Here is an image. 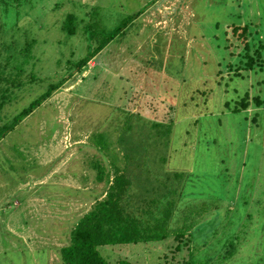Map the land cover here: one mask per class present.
<instances>
[{"label": "rangeland", "instance_id": "1", "mask_svg": "<svg viewBox=\"0 0 264 264\" xmlns=\"http://www.w3.org/2000/svg\"><path fill=\"white\" fill-rule=\"evenodd\" d=\"M68 14L76 17L74 36L61 30ZM245 25L252 44L264 43V0L0 5V264H63L57 249L90 209L93 199L86 197L100 191L102 151L109 150L114 165L124 164L129 144L118 142L124 131L151 134L144 146L170 135V150L153 155L160 172L190 175L176 229L186 228L195 264L202 253H219L210 264H264L258 258L264 257L258 255L264 254V108L232 112L261 81L264 100V69L231 74L239 62L233 54L241 52L232 29ZM50 85L57 89L22 119ZM19 227L20 235L9 232ZM231 231L239 240L230 239ZM220 235L226 245L215 249ZM173 243L169 238L152 250L162 254ZM232 244L233 258H223ZM115 249H100L112 264L120 256L157 264L150 246Z\"/></svg>", "mask_w": 264, "mask_h": 264}, {"label": "trees", "instance_id": "2", "mask_svg": "<svg viewBox=\"0 0 264 264\" xmlns=\"http://www.w3.org/2000/svg\"><path fill=\"white\" fill-rule=\"evenodd\" d=\"M25 2H29V0H0V5L6 10L10 7L21 9ZM140 14L138 13L135 17ZM75 24L76 17L68 14L62 23L61 30L74 36L76 34ZM232 32L239 42L235 47L241 49V52L233 54L239 58V62L235 70H231V74L241 76L240 71L255 72L256 74L262 72L264 69V43L252 44L254 36L247 25L241 29L240 27L233 28ZM253 33H256L255 30ZM103 48L104 46L99 47L97 53ZM93 57L90 55L80 61L79 69L88 65ZM258 84L259 82L254 92L252 86L251 91L244 94L242 99L234 105L232 112L237 113L249 109L257 112L264 108V100L258 94L260 92V84ZM56 89V85H50L49 90L23 112L22 119L30 115ZM20 121L17 119L14 124ZM252 121L255 122L256 117H253ZM127 133L122 132L118 139L120 144H129L121 155L124 159L122 166L116 163L115 166L110 161L109 150L102 151V162L106 163V167L96 165V169H98L96 180L97 187H99L97 189L100 191L95 197H86V200L93 199L90 209L76 224L73 223L68 228L70 234L69 241H66L67 245L57 249L59 262L61 261L63 264H112L108 258L102 255L101 248L111 247L116 250L115 247L144 245L145 247L150 246L157 264H195L194 260L189 258V255L194 253L195 247L191 250V240L186 228L176 229L180 227L178 221L184 206L183 194H185L186 181L189 180L190 175L169 171L168 168L160 172L157 168L159 166H156L158 159L155 155L159 149L163 148L164 152L170 150L168 147L170 135L166 132L154 140V145L144 146V142L150 141L151 134L138 135L137 137L124 136ZM141 133L143 132L141 131ZM166 163L161 162L164 167H166ZM105 168L109 171V180L107 187L103 189V186L100 187V185L104 181ZM110 170H113V175H110ZM92 189L93 187H88L85 192L88 193ZM228 225L234 226V223H228ZM235 235L237 233L231 231L230 239L232 241L239 240L237 237H233ZM169 238H172L174 243L169 247L168 252L157 254L152 250L153 245L165 242ZM226 241V235H220V239L213 247L215 249L225 247ZM206 247L205 245L203 249ZM233 249L232 244L226 250L223 258H233ZM218 254L211 253L209 256L202 253L197 256L196 264H210V257L214 260ZM258 255L264 256L261 253ZM120 258L113 264H131L123 260L124 257L120 256ZM258 258L264 260L262 256H258ZM252 262L249 261L246 264ZM257 263L259 264V261Z\"/></svg>", "mask_w": 264, "mask_h": 264}, {"label": "crops", "instance_id": "3", "mask_svg": "<svg viewBox=\"0 0 264 264\" xmlns=\"http://www.w3.org/2000/svg\"><path fill=\"white\" fill-rule=\"evenodd\" d=\"M25 184H28V183L26 182ZM36 200H37V199H36ZM17 201H18V200H17ZM17 201H15L16 204H17L16 206H21V205H22L21 202H20V201L17 202ZM24 201L27 202V198H26V200H24ZM31 201H33V199L29 200V203H30ZM22 231H24V230H22L21 227H19V232H15V231L12 230V229L9 230L10 233H14V234H17V235H20V234L22 233Z\"/></svg>", "mask_w": 264, "mask_h": 264}]
</instances>
